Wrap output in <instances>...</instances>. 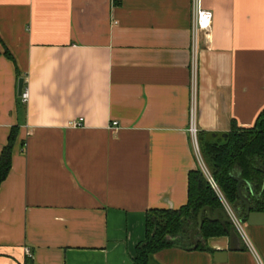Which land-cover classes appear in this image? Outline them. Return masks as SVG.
<instances>
[{
  "label": "crops",
  "instance_id": "obj_1",
  "mask_svg": "<svg viewBox=\"0 0 264 264\" xmlns=\"http://www.w3.org/2000/svg\"><path fill=\"white\" fill-rule=\"evenodd\" d=\"M263 111L264 0H0V264H133L148 212L185 206L207 168L198 136ZM243 231L151 264H264V225Z\"/></svg>",
  "mask_w": 264,
  "mask_h": 264
},
{
  "label": "trees",
  "instance_id": "obj_2",
  "mask_svg": "<svg viewBox=\"0 0 264 264\" xmlns=\"http://www.w3.org/2000/svg\"><path fill=\"white\" fill-rule=\"evenodd\" d=\"M214 137L215 135H211ZM216 139L198 136L203 160L226 202L246 222V199L252 212L264 213V111L251 129H235ZM17 130L13 129L0 156V186L8 177L13 158ZM209 207L212 213L225 209L208 177L201 169L189 174L188 202L178 210H151L147 214L146 238L133 257V264H151L155 254L170 248L209 250L206 242L212 237L229 235L231 226L223 220L211 222L203 215V228L192 243L190 235L198 226L200 211ZM227 226V229L225 228ZM26 264H34L31 259Z\"/></svg>",
  "mask_w": 264,
  "mask_h": 264
},
{
  "label": "built area",
  "instance_id": "obj_3",
  "mask_svg": "<svg viewBox=\"0 0 264 264\" xmlns=\"http://www.w3.org/2000/svg\"><path fill=\"white\" fill-rule=\"evenodd\" d=\"M212 21H213L212 12L208 11V10H205L201 6L200 1H199L197 3V9H196V12H195V26H194L195 36H198L199 34H202V33H208L211 30ZM20 98H21V102L23 104H27L28 101H29V92H28V90L24 89L23 93H22V96H20ZM117 125H118V123H113L114 127H116ZM71 126L75 127V128L82 127L83 126V119H79V120L73 121L71 123ZM190 131L194 135L195 139L197 140L198 130H197V127L195 126V123H194L193 114H192V122H191ZM197 149H198V144H197ZM202 168H203V171H204L205 175L208 177L211 186L219 194V196H220V198H221V200H222V202L224 204V208L227 211V213L229 214L231 220L233 221V224H234L235 228L238 230L240 235L244 236L242 221L239 219L238 215L230 207V205L226 202L225 198L223 197V195L221 194L220 190L218 189V186H217L215 180L212 178V176L210 175L208 169L204 166V164H203Z\"/></svg>",
  "mask_w": 264,
  "mask_h": 264
},
{
  "label": "water",
  "instance_id": "obj_4",
  "mask_svg": "<svg viewBox=\"0 0 264 264\" xmlns=\"http://www.w3.org/2000/svg\"><path fill=\"white\" fill-rule=\"evenodd\" d=\"M24 84H25V80L24 79H20L19 80V85H18V95L19 96H22V93H23V90H24ZM241 182H239V184H238V193H239L241 201L246 205V223L249 226H262V225H264V213L252 212L249 202L246 199H244L243 196L241 195V190H240ZM204 214L207 215L208 219L211 222H217L219 220H223L226 225L231 226V229L229 230L230 249L234 250L235 249L234 241L237 238H239L240 233L235 228V226L233 224V221L231 220L229 214L227 213V211L225 209H219L216 212L212 213V211H211V209L209 207L203 208L200 211L199 216H198L199 226L190 235L191 242L194 243L195 242V237L197 235H199L200 232L202 231L203 224H204V222H203V215ZM226 225H225V228L227 229Z\"/></svg>",
  "mask_w": 264,
  "mask_h": 264
},
{
  "label": "rangeland",
  "instance_id": "obj_5",
  "mask_svg": "<svg viewBox=\"0 0 264 264\" xmlns=\"http://www.w3.org/2000/svg\"><path fill=\"white\" fill-rule=\"evenodd\" d=\"M245 223L242 222V226L244 227Z\"/></svg>",
  "mask_w": 264,
  "mask_h": 264
}]
</instances>
